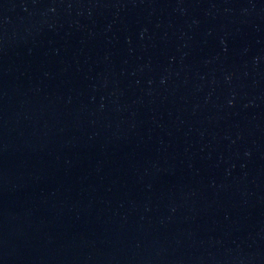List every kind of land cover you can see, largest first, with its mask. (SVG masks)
<instances>
[{
  "label": "water",
  "instance_id": "1",
  "mask_svg": "<svg viewBox=\"0 0 264 264\" xmlns=\"http://www.w3.org/2000/svg\"><path fill=\"white\" fill-rule=\"evenodd\" d=\"M0 264H264V0H0Z\"/></svg>",
  "mask_w": 264,
  "mask_h": 264
}]
</instances>
